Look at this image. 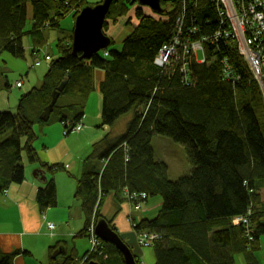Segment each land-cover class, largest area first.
<instances>
[{"label": "trees", "instance_id": "trees-1", "mask_svg": "<svg viewBox=\"0 0 264 264\" xmlns=\"http://www.w3.org/2000/svg\"><path fill=\"white\" fill-rule=\"evenodd\" d=\"M85 1L0 0V56L24 59L25 35L31 54H38L45 43L44 30H59L67 15L75 19L85 7L95 6ZM167 2L160 0V6L169 4L168 14L146 15L138 0H113L104 34L109 19L114 22L116 14L122 16L138 5L133 11L137 25L118 50L110 39L106 49L84 60L81 54H72V32L57 41L58 55L49 56L41 86L20 98L15 113L0 112V194L15 178L22 152L30 161L37 159L32 148L36 125L59 123L67 134L81 122L88 96L95 90V71L100 70L101 126L112 128L122 116L131 118L122 134L94 141L83 161L74 196L81 202L85 222L77 235L89 240V229L103 218L100 209L109 193L117 197L144 193L148 198L159 196L161 209L154 219L133 223V228L157 235L152 245L155 264H237V256L243 264H261L257 258L264 236L261 92L237 44L223 35L216 39L222 30L212 0ZM29 9L32 25L25 31ZM176 35L179 47L173 40ZM192 42L201 44L194 55L183 48ZM164 47L175 48L176 53L157 66L154 61ZM226 67L235 78L225 75ZM63 81L44 121L41 115ZM155 136L184 147L188 174L170 178L168 165L155 160ZM40 166L39 172L51 177L36 196L45 210L56 206L52 176L63 167ZM240 217H247L248 224H232ZM107 223L116 232L112 222ZM216 226L228 230L227 245L213 241L210 232ZM61 246L49 248L48 264H124L120 252L100 240L76 260L72 253H59ZM0 264H12V256L0 252Z\"/></svg>", "mask_w": 264, "mask_h": 264}, {"label": "crops", "instance_id": "crops-1", "mask_svg": "<svg viewBox=\"0 0 264 264\" xmlns=\"http://www.w3.org/2000/svg\"><path fill=\"white\" fill-rule=\"evenodd\" d=\"M94 76V95L91 93L86 101L80 122L82 128L63 135V127L59 123L40 128L36 125L34 130L37 138L32 143V148L37 153V159L30 161L26 153L22 152L15 178L5 189L6 194H0V252L11 255L12 264H48V250L51 246L60 244L67 250L69 239L80 238L77 234L83 229L85 218L81 202L75 199L74 192L77 180L82 175L83 161L90 156L94 141L107 134H122L131 118V115H128L125 121L122 120L120 128L116 127L113 134L102 135L97 131L102 127L101 95L98 90L103 80V72L96 70ZM40 163L60 164L63 167V170L52 176L56 188V206L45 210L40 209L36 196L38 190L43 188L51 177L45 172H39L42 169ZM42 176H45V180ZM113 196L121 206L113 214L111 221L106 220L107 218L104 220L112 222L120 239H127V235L132 233L131 223L144 219L136 220L135 213L131 212L133 206L126 201L123 193L119 197L113 193ZM100 214L104 217L101 211ZM82 221L83 227L79 230ZM49 223L55 226L53 230L47 229ZM210 235L214 242L223 246L229 243L227 229L214 228ZM260 247L262 249L261 243ZM74 253L72 252L73 256ZM259 254L260 252L257 258L262 264L263 260L259 259Z\"/></svg>", "mask_w": 264, "mask_h": 264}, {"label": "rangeland", "instance_id": "rangeland-1", "mask_svg": "<svg viewBox=\"0 0 264 264\" xmlns=\"http://www.w3.org/2000/svg\"><path fill=\"white\" fill-rule=\"evenodd\" d=\"M100 0H86L88 3L87 6H93ZM167 3H171L172 0H166ZM229 3L230 0H227ZM86 3V4H87ZM132 6L130 11L126 12L124 15H117L115 19L110 22L109 19L108 27H106V36L114 40L115 44L113 45V49L118 50L120 48L122 40L130 35L135 26L137 25V21L134 16V9L137 7ZM232 8V7H231ZM142 12L146 15H154L157 14L156 11L149 9L148 7L142 6ZM163 10L168 11L171 9L169 4L167 6H162ZM244 9V8H243ZM245 10V9H244ZM252 12L251 9H248ZM242 13V11H240ZM246 12V10L244 11ZM154 13V14H153ZM258 16V15H256ZM113 17V15H112ZM252 18V15H247V19ZM32 20H31V10L29 9V15L27 20V27L25 31H29L31 29ZM60 28L58 29H50L46 28L44 30L45 43L41 49L39 54L32 55L31 54V41L28 35H25L22 39L23 46L25 50V58L24 59H14L8 53H3L0 56V112H10L15 113L18 102L20 98L28 93L32 88H38L41 86L43 77L48 70L47 61L43 60V53L45 55L49 54L53 59H55L58 55L57 49V41L62 39L64 36L66 37L68 33L73 31L74 27V19L72 15H67L63 20L60 21ZM69 35V34H68ZM67 38V37H66ZM36 59L41 60V65L39 67L34 66V62ZM245 62V61H244ZM246 64V62H245ZM16 81H21L23 83V87L16 88ZM6 84L9 87H6ZM92 95H94L92 93ZM263 102H264V94ZM128 117L122 116L115 125L110 129L108 127L98 128L102 135L106 133H114L116 131V127L119 129L121 125V121ZM63 134V133H62ZM152 147L154 150L155 160H161L165 162L169 167V176L170 178H178L182 174H188V168L190 166L186 159L184 147L180 144H176L172 142L169 138L164 136H155L152 142ZM186 170V171H185ZM183 176V175H182ZM263 201L264 195L261 194ZM121 205L118 200H116L113 196V193L108 194L104 198V202L101 206V213L103 214V218H107L106 220L111 221L113 214L116 210L119 209ZM143 208L140 211H134L131 209L132 213H135L136 220L139 221L142 219L152 220L155 218L161 209V198L159 196L149 197L146 204L142 206ZM264 209V208H263ZM133 223V222H132ZM131 225L133 226V224ZM80 229L83 227V221L80 225ZM215 229H225L221 227H214ZM48 229V228H47ZM49 230V229H48ZM130 249L131 253L135 257L136 261L139 260L138 264H153L154 262V254L153 248L149 245L144 247L138 237V233L134 232V228L132 227V233L127 235V239H121ZM128 240V241H127ZM90 242L86 237H80L75 239H69L67 241V251L68 254L74 253V259L82 258L85 251L90 249ZM261 246L262 249L259 254V259L263 260L264 264V236L261 238ZM76 254V255H75ZM77 258H76V257ZM239 264H243L241 259H239Z\"/></svg>", "mask_w": 264, "mask_h": 264}, {"label": "built area", "instance_id": "built-area-1", "mask_svg": "<svg viewBox=\"0 0 264 264\" xmlns=\"http://www.w3.org/2000/svg\"><path fill=\"white\" fill-rule=\"evenodd\" d=\"M216 5L217 17L219 19L220 30L215 34L216 39L223 35L224 40H230L237 44V49L243 60L246 62L248 69L258 85L261 95L264 94V0H212ZM232 7V8H231ZM246 12H244L245 10ZM248 9H251L249 11ZM242 11V13L240 12ZM247 15H252V18L247 19ZM258 15V16H256ZM177 24V22H176ZM225 24V27L223 26ZM180 36V35H179ZM175 41V47H179V40L177 35L173 38ZM189 41V40H186ZM186 51H191L193 55L201 48L200 42L188 43L183 47ZM176 53L175 48L164 47L160 54L156 57L154 63L157 66L166 64L172 55ZM48 62V56L43 58ZM41 64L40 59H36L34 66L38 67ZM225 75L232 76V72L228 67L225 68ZM16 88L22 87V82L17 81L15 83ZM263 98V96H262ZM82 128L81 123L75 125L72 130L79 131ZM66 135V132H63ZM6 194V190L2 192ZM126 201L133 206L134 211H140L141 207L146 204L148 197L144 193L133 194L125 196ZM249 215V213H248ZM248 224L247 217L234 218L232 224ZM49 230H53L55 226L52 223L47 224ZM89 242L91 247L94 248L95 244L99 240L94 234V225L91 226ZM140 243L146 246H152L153 242L157 240V235L149 234L147 232L138 233ZM136 261V260H135ZM139 260L136 261V264Z\"/></svg>", "mask_w": 264, "mask_h": 264}, {"label": "water", "instance_id": "water-1", "mask_svg": "<svg viewBox=\"0 0 264 264\" xmlns=\"http://www.w3.org/2000/svg\"><path fill=\"white\" fill-rule=\"evenodd\" d=\"M112 2L113 0H103L99 5L85 7L75 18L71 44L74 56L81 54V59L89 60L94 54L108 47L109 39L104 35L103 24ZM138 3L153 11H161L160 0H138ZM64 85L65 81L61 82L57 91L52 92L51 102L41 115V119L43 118L44 121L48 119ZM42 179L45 180V176H42ZM94 234L100 241L113 245L122 255L124 264H136V259L133 257L129 247L115 231L110 229L103 218L94 224ZM59 253L62 255L67 253L65 246H61ZM90 264L96 263L90 262Z\"/></svg>", "mask_w": 264, "mask_h": 264}, {"label": "bare ground", "instance_id": "bare-ground-1", "mask_svg": "<svg viewBox=\"0 0 264 264\" xmlns=\"http://www.w3.org/2000/svg\"><path fill=\"white\" fill-rule=\"evenodd\" d=\"M100 3H101L100 1L96 2L95 6H96V5H99ZM149 9H150V8H149ZM109 10H110V9H109ZM171 11H172V9H170V10H168V11H165V10H162V9H161V11H160V12H157V14H158V13L168 14V13L171 12ZM157 14H156V15H157ZM77 16H78V15H77ZM77 16H76V17H77ZM74 21H75V19H74ZM223 26H224V28H226V27H225V24H223ZM104 35L106 36V34H104ZM106 37H107V36H106ZM107 38H108V37H107ZM108 39H109V44H110V39H111V38H108ZM39 53H40V51H38V54H39ZM96 54H97V53H96ZM46 56H48V59H49V54L45 55V54L43 53L42 57L45 58ZM49 61H50V60H49ZM49 61H48V63H49ZM57 89H58V88H57ZM57 89H56L55 91H57Z\"/></svg>", "mask_w": 264, "mask_h": 264}]
</instances>
